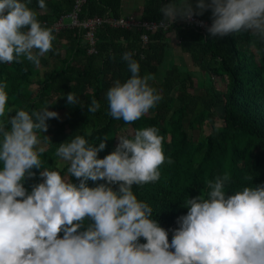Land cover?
<instances>
[{
  "label": "clouds",
  "instance_id": "clouds-1",
  "mask_svg": "<svg viewBox=\"0 0 264 264\" xmlns=\"http://www.w3.org/2000/svg\"><path fill=\"white\" fill-rule=\"evenodd\" d=\"M30 3L0 0V63H21L23 58L38 65L52 50L53 30L41 24ZM37 6L47 9L45 0H37ZM207 10L210 36L243 31L264 42V0H196L195 7L189 0H168L160 8L161 22L191 20ZM122 60L131 75L106 92L108 115L131 124L162 97L149 84L152 77L140 75L132 53L125 52ZM6 88V82L0 83V118L6 115ZM66 100L69 105L79 102L72 92ZM48 107L31 113L19 109L0 119V264H264V184L226 194L228 174L208 181L206 197L184 202L187 214L177 218L169 244L168 232L150 218L153 208L132 190L160 178L166 158L158 129L136 130L131 139L118 137L103 159L97 155L106 139L91 145L76 136L59 144L55 155L68 162V174L79 181L75 184L44 168L40 159L37 133L47 132L49 119H59ZM99 108L92 99L88 111ZM167 162L172 163L170 158ZM33 168H43V182L29 192L23 181L36 175ZM89 180L105 183L88 187ZM141 237L145 243L138 242Z\"/></svg>",
  "mask_w": 264,
  "mask_h": 264
},
{
  "label": "trees",
  "instance_id": "trees-1",
  "mask_svg": "<svg viewBox=\"0 0 264 264\" xmlns=\"http://www.w3.org/2000/svg\"><path fill=\"white\" fill-rule=\"evenodd\" d=\"M120 1L85 0L78 17H118L121 15ZM167 2L142 0L139 18L161 20L160 8ZM189 2L195 7L196 0ZM45 3L46 10L38 8L37 0H31L28 6L37 12V19L43 26L52 29L51 24L69 12L72 0H45ZM196 17L212 23L210 10ZM168 32L177 39L180 51L188 55L191 69L171 63L160 71ZM245 33L249 44L241 43L238 33L224 37H212L207 33L202 37L183 27L177 19L167 31L148 33L146 45L141 46L139 31L101 25L95 32V53H87L81 29L61 28L53 31L55 40L48 52L55 63L42 73L39 74L37 65L23 58L21 63H0V83H7L5 91L8 94L6 115L0 119L14 115L19 109L31 113L48 104L52 110H63L61 121L49 119L47 132L37 133L38 139L46 142L40 159L44 168L58 171L61 177L65 174L66 181L75 184L79 181L68 174V162L61 167L55 165L59 144L70 142L76 136L84 137L91 145H98L106 139L105 149L97 155L98 159H103L115 149L118 133L131 139L136 130L156 128L162 123L163 129L158 135L163 138L166 159L159 168L160 178L143 186L133 185L132 190L138 201L153 208L150 218L168 232L171 244V230L178 228L177 218L188 211L184 202L199 195L206 197L208 181L228 174L230 180L225 186L226 194L264 184V42ZM61 43H64L63 48ZM125 52L132 53V58L138 61L141 76L152 77L149 84L162 97L151 115L144 114L131 124L111 118L106 100V92L115 81L123 83L131 75L127 63L122 60ZM203 71L205 77L201 75ZM214 76L226 77L222 90L211 84ZM197 77L201 80L194 84L193 79ZM32 82L36 84L35 91L29 88ZM69 92L82 95L81 102L69 105L66 100ZM51 98L53 102L50 103ZM92 99L100 103L95 113L88 111ZM218 106L222 108V124L199 135L191 148L186 130L196 129L207 121L213 126L212 111ZM169 158L171 164L167 162ZM30 171L36 175L32 178L26 176L23 181L29 192L33 185L40 183L39 173L43 168ZM101 183L105 181L89 180L87 186L95 187ZM117 187L112 185L114 191ZM87 223L86 220L85 226ZM59 236L62 238L63 233ZM138 242L146 241L141 237Z\"/></svg>",
  "mask_w": 264,
  "mask_h": 264
},
{
  "label": "rangeland",
  "instance_id": "rangeland-1",
  "mask_svg": "<svg viewBox=\"0 0 264 264\" xmlns=\"http://www.w3.org/2000/svg\"><path fill=\"white\" fill-rule=\"evenodd\" d=\"M126 4L131 5L132 6V10L133 9H140V4L142 2V0H125ZM121 9V8H120ZM121 13V12H120ZM122 15V14H121ZM136 17V16H135ZM66 21V19H64ZM56 23L55 21L52 23L54 24ZM238 38L239 41L241 43L244 44H249V37L245 32H240L238 33ZM165 41H166V49L164 51V57H163V61L159 66L160 71H163L165 69H167L171 63H179V64H183L185 65L188 69L192 68V65L190 63L189 57L187 54L183 53L180 51L179 47H178V41L177 39L172 36L171 32H168L167 34H165ZM82 43H85L84 41ZM60 47H64V43L60 44ZM55 63L54 58L50 57L47 54L43 55L40 57V63L37 65V69L39 71V74L42 73L45 69H48L49 67H51L53 64ZM202 77H205L206 73L203 71L201 72ZM201 80V78H194L193 82L194 84L197 83V81ZM203 84L206 86V82L203 80L202 81ZM226 83V77L222 76V77H216L214 76L211 80V84L216 88V89H220L222 90L224 88V85ZM29 88L32 91H35L36 89V84L35 83H30L29 84ZM196 86H195V90H196ZM171 93L174 95V90H171ZM78 98V101L81 102L82 99V95H78L76 96ZM53 102V98L50 99V103ZM49 106V107H48ZM48 107L49 111H54L56 113H58L59 115V119H56L57 121H61L62 117H63V110H52L50 104L37 109L36 111H40L41 109ZM154 109H150L146 114L147 115H151L153 113ZM221 116H222V108L220 106L215 107L212 111V125H210V123L204 122L202 125H200L198 128L196 129H187L186 130V134H187V141L190 144L191 148L194 147V144L196 142V139L199 135H204L206 134L209 130H211L213 127H218L222 124L221 121ZM156 128L158 129V133H160L162 131V123L157 124ZM123 136L121 133H118L115 137V144H118L119 140L118 137ZM47 137V136H46ZM40 143L38 144V149H45L46 147V142L43 139H39ZM55 165L58 167L63 166L65 163H67L66 161H63L61 158L57 157L55 155V159H54ZM63 179L66 180V175L64 174L62 176ZM43 182L42 179L40 181V183Z\"/></svg>",
  "mask_w": 264,
  "mask_h": 264
},
{
  "label": "built area",
  "instance_id": "built-area-1",
  "mask_svg": "<svg viewBox=\"0 0 264 264\" xmlns=\"http://www.w3.org/2000/svg\"><path fill=\"white\" fill-rule=\"evenodd\" d=\"M85 0H72L71 9L68 13L60 16L51 27L54 32L61 28H77L82 30V36L87 44V53H95L94 42L96 29L105 25L112 28H124L129 31H139V41L141 46L146 45L148 39L147 34L156 30L167 31L171 24L161 20H142L133 15H120L118 17L111 16H98L91 15L83 18L78 17L81 6ZM66 19V21L64 20ZM180 23L183 27L192 29L194 32L204 37L207 34L206 29L211 26V23L196 17L195 15L191 20H181ZM133 52V51H132Z\"/></svg>",
  "mask_w": 264,
  "mask_h": 264
},
{
  "label": "crops",
  "instance_id": "crops-1",
  "mask_svg": "<svg viewBox=\"0 0 264 264\" xmlns=\"http://www.w3.org/2000/svg\"><path fill=\"white\" fill-rule=\"evenodd\" d=\"M141 5H142V2L140 4V9H133L132 10V6L131 5H128L126 4L125 0H121L120 1V14L122 15H133L134 17L136 16V18H139L140 16V12H141Z\"/></svg>",
  "mask_w": 264,
  "mask_h": 264
}]
</instances>
